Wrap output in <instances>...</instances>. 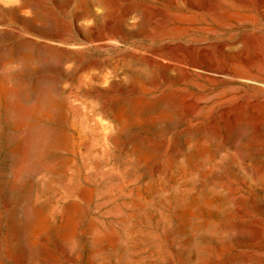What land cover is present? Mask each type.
Returning <instances> with one entry per match:
<instances>
[{"label":"rangeland","instance_id":"374dc122","mask_svg":"<svg viewBox=\"0 0 264 264\" xmlns=\"http://www.w3.org/2000/svg\"><path fill=\"white\" fill-rule=\"evenodd\" d=\"M0 264H264V5L0 0Z\"/></svg>","mask_w":264,"mask_h":264},{"label":"bare ground","instance_id":"6f19581e","mask_svg":"<svg viewBox=\"0 0 264 264\" xmlns=\"http://www.w3.org/2000/svg\"><path fill=\"white\" fill-rule=\"evenodd\" d=\"M259 1V3L261 4V5H264V0H258ZM262 7V6H261ZM219 46V45H218ZM237 58V57H236ZM240 58H242V57H240ZM239 60V59H238ZM248 60V61H247ZM247 60H240V61H237V65H238V67L240 68V70L241 71H245V73L246 74H249V76H248V79H253L255 76L252 74V72H253V63L247 58ZM254 62V61H253ZM231 64V63H230ZM254 64H256V63H254ZM231 66H232V64H231ZM236 66V65H235ZM225 67V66H224ZM225 68H227L228 69V66L227 67H225ZM231 68V67H230ZM257 68V67H256ZM233 70H234V68H232ZM237 69V68H236ZM218 70V69H217ZM221 70V69H220ZM223 70V69H222ZM240 70H238V71H240ZM236 71V70H235ZM223 72H224V70H223ZM228 73V72H227ZM236 73V72H235ZM242 73V72H241ZM224 74V73H223ZM221 75V74H220ZM230 75H232V74H230ZM235 75V74H234ZM233 75V76H234ZM237 75H238V73H237ZM259 75V74H258ZM241 76V75H240ZM254 76V77H253ZM229 77V76H228ZM238 77V76H237ZM244 77V76H243ZM256 77H257V75H256ZM255 77V78H256ZM231 79H232V76L230 77ZM239 78V77H238ZM244 78H247V77H244ZM260 78V77H259ZM242 79V78H241ZM257 79V78H256ZM254 80V79H253ZM250 81V80H249ZM258 81V80H257ZM259 83V82H258Z\"/></svg>","mask_w":264,"mask_h":264}]
</instances>
